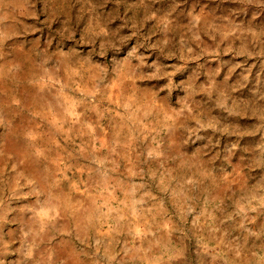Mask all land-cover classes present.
<instances>
[{
	"label": "rangeland",
	"instance_id": "374dc122",
	"mask_svg": "<svg viewBox=\"0 0 264 264\" xmlns=\"http://www.w3.org/2000/svg\"><path fill=\"white\" fill-rule=\"evenodd\" d=\"M0 264H264V0H0Z\"/></svg>",
	"mask_w": 264,
	"mask_h": 264
}]
</instances>
